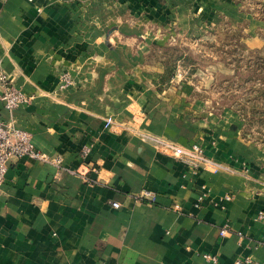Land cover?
<instances>
[{
    "label": "crops",
    "instance_id": "crops-1",
    "mask_svg": "<svg viewBox=\"0 0 264 264\" xmlns=\"http://www.w3.org/2000/svg\"><path fill=\"white\" fill-rule=\"evenodd\" d=\"M262 25L242 0H0V73L33 98L1 116L63 167L9 168L0 264H264V143L210 96L214 73L183 63L226 26L262 49ZM147 136L200 144L222 168L196 174Z\"/></svg>",
    "mask_w": 264,
    "mask_h": 264
},
{
    "label": "rangeland",
    "instance_id": "rangeland-1",
    "mask_svg": "<svg viewBox=\"0 0 264 264\" xmlns=\"http://www.w3.org/2000/svg\"><path fill=\"white\" fill-rule=\"evenodd\" d=\"M242 3L264 22V0H242ZM258 30L264 39V25ZM244 34L243 28L228 26L207 33L208 39L193 43L194 50L201 51L200 55H193V66L200 71L197 80L207 79L214 73L210 96L219 99L224 107L239 111L245 120L247 134L264 143V96L260 95L264 82L254 73L264 57V47L248 48L242 41L246 39ZM249 76L252 77L248 79Z\"/></svg>",
    "mask_w": 264,
    "mask_h": 264
},
{
    "label": "built area",
    "instance_id": "built-area-1",
    "mask_svg": "<svg viewBox=\"0 0 264 264\" xmlns=\"http://www.w3.org/2000/svg\"><path fill=\"white\" fill-rule=\"evenodd\" d=\"M74 84L68 73L62 75L60 89L66 90ZM32 96L25 94L14 87L10 77L4 73H0V108L8 111L10 114L21 107L31 104ZM112 123V119L108 120V124ZM154 146L160 151L171 155L181 162L191 166L195 173L199 174L202 169L211 168L213 172H218L220 167L214 161L209 159L204 148L200 144H193L190 147L178 146L170 141L163 140L157 137L147 136ZM91 148L85 147L81 152L82 159H86L90 154ZM24 159H31L43 163H51L58 168L62 167V159L60 157L50 158L42 153L32 143V135L28 131L19 129L14 121H6L0 113V191L3 187L9 168ZM69 173L80 175L87 179V172L83 168L68 170ZM114 208H119L120 204L112 203ZM264 214L259 215V219H263ZM227 229L221 231V236L227 235ZM264 244V237L262 239ZM236 264H262L253 259L247 258L237 260Z\"/></svg>",
    "mask_w": 264,
    "mask_h": 264
},
{
    "label": "trees",
    "instance_id": "trees-1",
    "mask_svg": "<svg viewBox=\"0 0 264 264\" xmlns=\"http://www.w3.org/2000/svg\"><path fill=\"white\" fill-rule=\"evenodd\" d=\"M182 49L180 48H174L172 50V54L180 51ZM185 52H188V50H184ZM182 56H178L177 57V60L181 59ZM183 58V57H182ZM193 61H194V56L189 52L188 56L187 57H184L183 58V63H187V64H193ZM259 68H257L256 70H254V73L257 75V76H261V79L262 81L264 82V57L261 58V62H260V65H258ZM176 65H171L170 68H168L167 70V74L165 76L166 79L170 80L172 78V76L174 75V71H175V68ZM238 73V72H237ZM250 77L252 76H249L248 79H250ZM260 95H263L264 96V88L261 90V94ZM254 108H257V106H253V109ZM249 122V121H248Z\"/></svg>",
    "mask_w": 264,
    "mask_h": 264
}]
</instances>
